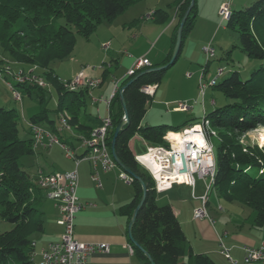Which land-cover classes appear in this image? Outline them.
<instances>
[{"label": "trees", "instance_id": "obj_1", "mask_svg": "<svg viewBox=\"0 0 264 264\" xmlns=\"http://www.w3.org/2000/svg\"><path fill=\"white\" fill-rule=\"evenodd\" d=\"M141 1L0 0V45L3 52L17 66V74L27 76L37 73L50 84L49 88L21 85L11 76L7 80L12 84L11 90L22 88L31 96L33 90L37 89L39 104L42 105L48 98L47 92L54 89L58 95V119L61 114H65L69 125L78 135L75 139L80 142V136L90 138L93 131L102 125V121L87 115L90 90L85 88L71 91L64 88L61 79L49 66L53 61L72 55L77 44L76 34L89 38L103 21H114ZM191 1L175 0L171 6L176 9L177 23L173 46L167 59L159 65L151 64L134 75H128L120 86L121 90L138 74L170 62L178 28ZM161 13L165 15L162 10H156L152 18ZM197 17L195 0L184 27L183 43L187 33L194 28ZM166 20L167 18L163 22ZM227 27L239 33L241 51L248 57L259 60L260 64L251 71L247 79H244L239 70H234L229 77L222 82L217 80L212 87L231 101L223 107L206 112L211 125L218 130L217 138L213 139L216 157L213 190L226 202H238L250 208L252 212L249 223L252 228L259 230L264 228V147L255 145L244 148L238 138L242 133L264 126V0H257L244 10L231 11ZM210 62L209 59L206 67H209ZM169 68L141 75L123 92L129 121L117 138L115 151L119 160L143 180L147 189L145 202L134 223L133 239L150 255L155 264H216L206 254L190 253L189 258L184 261L188 246L182 226L171 205L158 203L160 193L155 188L153 177L137 163L130 148V141L136 134L147 142L148 147L167 146L164 140L167 132L175 134L188 126V123L182 127L143 125L155 92L148 95L142 89L148 86L158 89ZM2 69L0 67V74L3 73ZM110 116L112 128L108 135V145L111 149L115 129L124 118L120 91L111 99ZM44 122H48L51 129L56 131L55 122L49 118L47 109H41L26 122L29 139H22L17 111L0 107V223L12 225L11 230L0 232V264H33L31 257L36 244L32 236L45 232L42 202L47 198L46 194L37 186L38 175L31 176L19 163L22 157L36 153L30 125L42 126ZM59 136L64 143L71 139L67 134ZM133 186L134 197L123 207L129 221L143 197L142 185L134 179ZM130 243L139 263L151 264L145 252L131 240Z\"/></svg>", "mask_w": 264, "mask_h": 264}, {"label": "rangeland", "instance_id": "obj_2", "mask_svg": "<svg viewBox=\"0 0 264 264\" xmlns=\"http://www.w3.org/2000/svg\"><path fill=\"white\" fill-rule=\"evenodd\" d=\"M256 1L257 0H197L198 17L196 25L187 33L184 50L180 60L165 72L159 90L148 109L144 123L150 125H164L169 123L167 121H170V119L174 121L185 119L186 114L180 113L178 110L179 105L185 102L189 103L191 107L196 108V116H200L201 113H197L199 112L198 109L202 106L200 103L202 98L200 96L199 82L204 76V73L206 82L214 80L220 69H223L224 72L223 76L218 79L219 82L229 77L234 70H239L244 79L249 77L251 71L260 64V61L248 57L241 51L239 33L227 27V19L221 16L220 10L221 7L226 4L230 7L231 11H241L251 6ZM174 3L175 0H142L126 11V13L117 17L114 21H103L89 38L81 34H76L77 44L73 54L64 59L51 62L49 69L53 70L55 75L61 80H71L80 73H84V70L95 71L101 74L104 68L108 69L111 64H113V59H117L120 68L117 71L116 67H110L112 73H117V77L124 73L128 75L135 62L144 58L143 54L155 43L154 32L157 27L151 26V24L154 23L151 21L150 15L154 14L156 10L168 9ZM172 12L173 11L169 12L170 17ZM262 35L264 36L263 33ZM207 48L214 49L215 51V55L211 59L206 52ZM209 59L211 62L209 67H206ZM130 62L131 66L129 67ZM0 67L3 68V73L0 74V107L15 109L17 111L20 117L19 131L22 139H29L30 135L26 122L29 121L33 115L39 113L41 109H47L50 119L56 120L57 125L59 124V119L56 115L58 95L54 89L47 92V100L40 105V95L37 89H34L32 95L29 96L25 89L18 88L17 91H13L7 85V80L11 78V75H8L9 73H12L13 79L17 81V66L9 60V57L3 52L1 45ZM75 70L79 72L73 77L70 76L71 72ZM30 76L34 75L32 74ZM18 83L21 85L38 86L36 83L28 80L24 82L18 81ZM15 92L21 95V102L16 100ZM197 94L199 97L195 98ZM213 100L216 102V105L211 104ZM230 102L231 101L226 99L218 89L209 87L206 90L204 104L206 103L208 112L223 107ZM86 110L87 113L91 114L93 117L98 115L89 98L87 99ZM101 113L102 117L106 116L104 107ZM47 125L48 122L42 124L43 127ZM214 130L218 135V130L216 128H214ZM137 135L139 134L135 136ZM215 138H217V136ZM238 140L244 148L255 145H258L259 148H263L264 126H258L249 132L242 133ZM79 144L80 141L75 142L76 146H79ZM57 150L59 151L57 159L59 161H65L64 153L61 149ZM36 151L38 154L22 157L19 161L20 166L31 176L36 175L40 167L45 168L47 171H51V159H48L47 152L39 154L41 153L40 150ZM145 152L146 148L144 145H142L141 149L138 147L135 148V153L137 155ZM113 170H118V167ZM203 184L205 183L199 181L201 189H204ZM91 186L93 190L96 191L94 186ZM131 189L132 188H130V190ZM210 199L212 202L210 215L215 217L216 220L223 218V222L225 218V222H227L229 226L228 231H230L231 228L234 232L239 229L247 231L250 228L247 223L252 212L250 208L238 202H226L219 198L214 190L210 193ZM189 201L192 202L193 200L189 198ZM42 203H45V200ZM217 203L223 206V212L217 209V207H219H216ZM11 229V224L6 222L0 223V232L9 231ZM252 235L259 243L264 242V228L252 230ZM32 239L38 241V243H42V241H45L46 236L44 233H36L32 236ZM223 260H225V264H229L226 259Z\"/></svg>", "mask_w": 264, "mask_h": 264}, {"label": "crops", "instance_id": "obj_3", "mask_svg": "<svg viewBox=\"0 0 264 264\" xmlns=\"http://www.w3.org/2000/svg\"><path fill=\"white\" fill-rule=\"evenodd\" d=\"M159 10L165 12V15L161 13L158 14L155 18H151V21L154 23L151 24V26L157 27L154 32L155 43L143 54V57L148 59L152 65H159L167 59L173 46L175 26L177 23L176 9L171 8L170 6L168 9ZM170 11H173L171 17L169 14ZM166 18L167 20L163 22ZM184 44L185 40L182 45L181 55L184 50ZM130 66L131 62L129 67ZM110 67H116L118 71V69L120 68L118 60L113 59V64H111ZM110 67L107 71H105L106 68H104L105 70H103L101 74H98L95 71L92 72L90 70H84V74L87 77L92 79H100L102 81L100 86L94 89L92 91V95H89L88 97L98 115L96 117H93L89 113H87V115L91 116L92 118H96L99 121H102L103 118L109 115L107 104L105 101L111 99L116 81H120L121 86L123 80L128 76L127 73H124L117 77V73L113 74ZM78 72L79 71L75 70L71 72L70 76L73 77ZM155 89L156 87L154 88V97L159 88L156 89V91ZM198 97L199 96L197 94L195 98ZM96 98H101V100L94 101V99ZM200 103L202 105V108L200 107L198 109L199 112H197L201 113L200 116H196V108L191 107L188 111H180V113L186 114L185 119H181L179 121L170 119V121H167L169 123H166L164 125H166L167 127H182L188 123L187 127H190L191 125L199 122L204 114V111L208 112L206 109V103L204 104L203 101L202 104V100H200ZM211 104L216 105V102L213 100ZM103 107L106 114L105 117H102L101 113ZM54 122V126H56V120H54ZM143 125L155 126L146 124L144 123V121ZM46 128L52 130L49 124L46 126ZM68 136H70L71 139L66 144L74 149L76 154L80 158L89 155V150L83 147L81 142L79 146L75 145V142L79 141L75 139V135L67 134V137ZM76 136L78 135L76 134ZM142 145L145 146L147 151L148 144L139 135L134 136L130 141V148L135 156L137 155L135 153V148L138 147L141 149ZM57 149H61V151L64 153L65 161H59L57 159V156H59V151ZM39 150L41 152L39 154L47 152V157H49L48 159H51V171H47L45 168L40 167L34 177H36L40 172L49 174L56 172H68L75 169L74 160L67 158L65 152L61 147L53 146L50 149ZM35 154H38L37 151ZM78 172V197L82 203L87 205V207L76 217V237L84 242L107 243L111 248V251L108 254L98 253L92 256L88 264H140L134 253L132 254L128 249V246L131 245L128 235L130 221L126 214L123 212V207L128 205L134 197L135 190L133 184L128 185L120 179V173L124 171L120 167H118V170H112L109 173H102L101 181L103 187L101 189L97 188L91 180L92 163L89 160L83 159L80 162ZM199 181L201 180H197L195 188L186 184H176L172 188L164 192H160L158 197V203L160 205H171L175 216L182 226L188 246V253L185 256L184 261H186L189 258L190 253H192L193 255L206 254L210 256L216 264H225V260L223 259H226L229 264H231L230 260L227 259L222 253V245H224L225 248L229 249L231 258L237 261L238 264H243L245 260L244 248L248 246L259 247L261 245V243H259L252 235V230L258 229L252 228L249 220L247 223L249 224L250 228L247 231L239 229L238 231L234 232L232 228L230 231H228L229 226L227 222H225V218L224 222L222 220L223 218H219L216 220V218L212 217L211 215L210 216L212 218V221L194 219V211L200 208L202 205L201 200L198 197L203 196L206 191L205 184H203L204 189H201ZM91 185L94 186L96 191L93 190ZM130 188L132 189L130 190ZM189 198H191L193 201L190 202ZM216 207L219 211H224V208L221 204L217 203ZM42 209L45 212L44 234L46 236V239L45 241H42V243H38V241L35 240V252L37 254H39L40 251L45 248L50 242L60 240L63 233V228L58 224L60 212L55 206V203L52 200L46 198L45 203L42 204ZM211 209L212 202L210 199L208 204L209 214ZM39 258L40 257L38 256L37 259Z\"/></svg>", "mask_w": 264, "mask_h": 264}, {"label": "built area", "instance_id": "obj_4", "mask_svg": "<svg viewBox=\"0 0 264 264\" xmlns=\"http://www.w3.org/2000/svg\"><path fill=\"white\" fill-rule=\"evenodd\" d=\"M220 14L224 19H228L231 15L230 7L226 4L223 5ZM152 16L153 14L150 15V18ZM206 52L210 59L215 55L214 49L207 48ZM150 66L151 62L148 59L141 58L135 62L128 75H134L142 68ZM223 72L224 70L220 69L217 77L211 82H206L205 76L201 78L199 88L202 104L206 90L209 87L215 86L218 78L223 75ZM8 75L12 76V73ZM30 75L17 74V81L24 82L28 80L42 88L50 87V84L39 74L35 73L33 74L34 76ZM6 83L12 88L10 82ZM61 83L64 88L71 91L87 88L90 90V95H92V91L99 87L102 81L100 79L89 78L84 73H80L71 80H61ZM154 88L148 86L142 90L145 94L153 95ZM118 91H121L120 81H116L111 99ZM15 96L18 101H21V95L19 93L15 92ZM111 99L105 101L109 115L102 119V125L93 131L90 138L80 136L82 146L89 150V155L83 158H80L74 149L60 139L59 135L65 134L78 137L69 125L65 114L60 115L56 131L37 124L30 125L35 150H45L53 146H59L65 152L66 157L75 162V169L72 171L49 174L40 172L38 174L37 186L45 192L46 197L52 200L58 208L60 212L58 224L63 228V233L60 240L50 242L39 254L34 252L31 257L33 264H88L91 257L95 254H108L111 251L109 244L102 242H84L78 239L75 233L76 217L87 207L78 197V167L80 162L83 159L91 161V180L99 189L103 187L101 174L109 173L117 167L108 145V135L112 128V118L110 116ZM100 100L101 98L94 99V101ZM190 108L189 103L185 102L179 105L178 110L184 112ZM177 133L184 137L183 141L179 142V144L175 143V140L170 139L171 132H167L164 136L167 146L148 147L147 152L142 155H136L135 160L152 175L158 193L164 192L176 184H186L195 188L197 180L203 181L206 185V192L203 196L198 197L202 205L194 211V219L212 221L208 211V204L216 178V157L213 143V139L217 136L216 131L204 111L198 123ZM197 137L200 139V142L194 140ZM120 179L128 185H132L134 182V178L125 172L120 173ZM128 249L132 254L134 253L132 245H129ZM244 252V264H264V242L259 247H245ZM222 253L230 260L231 264H238L237 261L231 258L229 249L225 248L224 245H222ZM38 256L40 257L39 259H37Z\"/></svg>", "mask_w": 264, "mask_h": 264}, {"label": "water", "instance_id": "obj_5", "mask_svg": "<svg viewBox=\"0 0 264 264\" xmlns=\"http://www.w3.org/2000/svg\"><path fill=\"white\" fill-rule=\"evenodd\" d=\"M194 4H195V0H192L190 6L188 7L187 11L185 12V14H184V16H183V18L181 20V23H180V26H179L178 32H177L176 44H175V47H174V50H173V54H172V58H171L170 62L168 64L164 65V66H160V67H157V68H153V69H150V70H146V71L138 74L137 76H135L134 78H132L124 86V88H122V90L120 92L121 104H122V107H123V110H124V118L122 119V121L119 123V125L115 129L114 138L112 140V145H111V151H112V155H113L114 160L116 161L117 166L120 167L125 173H127L128 175H130L132 178H134L135 180H137L142 185V188H143V197H142L139 205L137 206L136 210L134 211V214H133V217H132V219L130 221L129 229H128L129 239L131 240V242L136 247H138L143 252H145L144 249L140 245H138L137 242L133 239L132 231H133V227H134V223H135L137 214H138L139 210L141 209V207L143 206V204L145 202L147 189H146V186L144 185L143 180L141 178L137 177L135 174H133L130 171V169L127 166H125L119 160V158L117 157L116 151H115V146H116L117 138H118L119 134L122 132V130L124 129V127L128 124V121H129L128 109H127V106H126V101H125L124 96H123V92H124V90L128 86H130L141 75H143V74H145V73H147L149 71L163 70V69L169 68L170 66H172V65L175 64V62L178 60V58L181 55L182 45H183V32H184V27H185V25L187 23V20H188L190 14H191V11H192V8L194 7ZM145 255L149 258L151 264H155L154 261L152 260V258L150 257V255L148 253L145 252Z\"/></svg>", "mask_w": 264, "mask_h": 264}, {"label": "bare ground", "instance_id": "obj_6", "mask_svg": "<svg viewBox=\"0 0 264 264\" xmlns=\"http://www.w3.org/2000/svg\"><path fill=\"white\" fill-rule=\"evenodd\" d=\"M121 92V91H120ZM169 138L170 139H173V140H175V143H177V144H179V142H182L183 141V139H184V137L181 135V134H179V133H171L170 134V136H169ZM194 140H196V141H198V142H200V139L197 137V138H195ZM118 167V166H117ZM142 167V166H141ZM146 170V169H145ZM150 174V173H149ZM151 175V174H150ZM152 176V175H151ZM155 181V180H154ZM155 188H156V183H155Z\"/></svg>", "mask_w": 264, "mask_h": 264}]
</instances>
